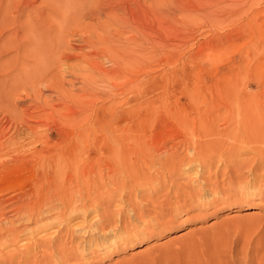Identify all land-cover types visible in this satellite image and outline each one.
I'll list each match as a JSON object with an SVG mask.
<instances>
[{"label": "rangeland", "instance_id": "obj_1", "mask_svg": "<svg viewBox=\"0 0 264 264\" xmlns=\"http://www.w3.org/2000/svg\"><path fill=\"white\" fill-rule=\"evenodd\" d=\"M89 1L93 17L88 11L65 30L68 52H60L44 75L46 83L53 78L54 87H44L39 79L16 97L2 98L6 110L0 111V264H264V120L261 128L246 132L233 121L230 135L223 129L224 118L222 123L214 119L215 126L210 124L204 133L195 125L198 112L222 115L229 105L210 92L212 85L229 83L228 95L239 93L248 100L241 110L247 111V105L252 112L264 111V0H77L67 15L83 12ZM112 8L126 24L142 31L140 49L149 52L148 59L124 67L111 81L122 86L121 97L114 98L121 103L132 100L133 77L148 73L153 78L144 97L150 101L143 104L153 107L152 118L145 140L138 141L142 147L147 140L142 149L150 150L116 166L115 174L104 169L105 156L89 150L81 155L79 170L66 169L58 176L35 163L53 146H65V128L74 123L60 115L68 108L81 117L90 113L85 104L89 95L83 92L90 87L87 77L97 82V91H107L84 61L63 56L95 51L96 61L110 68L104 53L116 50L108 20ZM127 29L118 34L127 37ZM62 91L80 97L61 101L56 93ZM94 101L103 105L110 100ZM189 119L192 130L187 135L182 127ZM38 148L43 153H37ZM64 191L77 207L70 213L58 212L57 195L66 196ZM45 205L55 209L36 224V212Z\"/></svg>", "mask_w": 264, "mask_h": 264}, {"label": "bare ground", "instance_id": "obj_2", "mask_svg": "<svg viewBox=\"0 0 264 264\" xmlns=\"http://www.w3.org/2000/svg\"><path fill=\"white\" fill-rule=\"evenodd\" d=\"M95 1H97V0H95ZM76 2H77V0H0V111L6 110L4 103L2 102L3 96L4 97L7 96V97H5L7 99L9 96L10 97H16L15 95H18L16 93H18V91H20V90H24V88L26 87L27 84H29L27 86H30L31 82H33V84H34L35 83L34 81L39 80V79H43L45 81L44 87H46L48 85L54 87L53 86L54 84H52V82H51L53 80V78L51 81H47V83H46L45 79L48 76L44 79V75L53 66L58 54H60V52L62 53L64 49H67V40H66L65 30L69 26H72L74 24V22L81 19L82 17H84L89 12H90L89 13L90 15L93 12V10H92L93 5H92V3H90L91 1H89V3H90V4L88 3L89 6L83 12H82V10L84 8L81 6L83 8L81 10L79 9L81 11V13L76 15V12H74L75 14L72 13L71 15H67V14H70L68 9L71 10V7L73 5L76 6ZM88 4H86V5H88ZM90 7H91V9H90ZM25 10L27 11V14H26ZM110 10H112L111 11V13H112L114 8H112ZM106 11H105L103 16H105L107 12H108L107 15L109 14V10L107 12ZM86 12H88V13H86ZM116 13L113 12L112 14H114V15L111 14L112 18L108 19L109 15L106 18L108 20H111L110 21V24H111L110 30L112 29V32H113V34H110L113 38L112 37L110 38V35L108 34L109 38H110V40L113 39L114 41H116V43L113 42V43H115V45H113V46H114V48H116V50L115 49L109 50L106 53H104V58L108 61L110 68H107V69L103 68L100 65L101 61L100 62L96 61V59H97V57H99V55L95 51H92L88 54V56H83V57L82 56L81 57H74L75 53H73V55L70 53L71 55L67 54V55L63 56L64 60H71V59L77 58L79 60H82V62L84 61L87 64V67L90 68L94 73H96L99 76L98 80H96V81H98L99 85L104 87L105 90L107 89V91L106 92L100 91V88H99L98 91H100V92H98L97 91V88H98L97 85L98 84H96L97 82L92 83L91 79H89V77H87V80L90 83L88 85L90 87H89V89H87L88 87L87 88L82 87V89L86 88L83 90L86 97L89 95L88 101H87L88 104L85 102L84 103L86 104V107L88 106L87 109L90 111V113H87V115L81 117L80 111H79L80 113H74L73 109L68 108V111L66 114H61L63 116L60 115V117L63 118L62 119L63 121L68 120V119H73V123H74L73 126H71L70 129L65 128L66 130L64 133H65L66 137L68 138L67 142L64 144L65 146H62L60 148L59 147L54 148V146H53V149L49 150L48 153L47 152L43 153L44 149L38 148L39 151H37L38 149H36L37 153H39V154L43 153L44 154L43 160L41 162L37 161L35 163V165L37 167H41V168L45 167L47 169H51L55 172V174L57 172L58 176L60 175V173L62 171L66 170V169H70L74 172V170L77 171L80 169V166H82L81 164H79V163H82L81 155L84 152H86V151L90 152L89 150H91L92 153H94V154L98 153V154L106 157V160L103 161L102 156H100L102 159V160L101 159L100 160L104 162L103 166H104V169H106V171L109 170L110 173H114V171H115V173H117L118 171L114 169L116 166L123 165V163L125 164L126 161H128V160L132 161L134 156L137 157V155H135L136 153L139 152L141 154L142 151L147 152V149H149L146 146L145 147L147 149L144 147L146 150L142 149L144 144H146L147 140H146V142H143L144 144L140 142L141 145L143 144L142 147L138 146V141L145 140L144 138L142 139V137L145 136L147 130L149 129L148 125L150 124V121L152 118L153 107L152 106H149V107L146 106L143 108V104L150 101L149 99H146V98L144 99V97L147 96L148 93L150 92L149 89L152 87V85L154 83L153 78L148 76V73H146L144 77H133L132 80L130 81V87H129V92H131L132 100L129 102L128 98H125L124 100L121 101V103L119 101L115 100L114 98L116 95L120 94V93H118V88H121L122 86L118 87L117 84H114L111 81L113 78V74L120 72L124 67L127 68V67H130L131 65L134 66L137 63V60H139L140 58L148 59L147 55L149 54V52L146 51V49H144V48L140 49L141 46L143 45L144 41H145V39H143V36H142V31L139 30L136 26H132L133 24H131V26L126 24L124 22V20H122L121 17H118V15ZM92 15H93V13H92ZM92 15H91V17H93ZM95 18H97V16ZM105 21H107V20H105ZM101 22L103 23V21H101ZM107 22L109 23V21H107ZM107 22H105L106 25L108 24ZM125 26L128 28L127 29L128 32L127 31H125V32L129 33V35L127 34L128 35L127 37L122 38V36L119 34L123 33V31H124L123 27H125ZM107 27H109V26H107ZM82 33H83V31H82ZM78 34H79V32H78ZM81 37H79V38H81ZM105 37H107V36H105ZM82 39H84V38L82 37ZM103 39H105V38L103 37ZM83 41L84 40H81V42H83ZM105 41H107V40H105ZM100 43L103 44L102 41ZM81 44L86 45V43H81ZM117 45H118V47H121L123 49L129 48V46H130V48L128 49L129 51H127V52L125 51L126 54L123 52L126 56L121 55L120 51H124V50L123 49H117V47H115ZM92 46H94V44ZM110 47L112 48V46H110ZM97 49L99 51L101 50L99 48H97ZM67 52H68V49H67ZM100 52H102V51H100ZM4 56L6 58H3ZM49 59H50V62L48 63ZM43 80H41V81H43ZM85 80L86 79H84L82 82H84ZM38 83L40 84V81ZM84 83H83V85L87 84V83H85V84ZM228 84L229 83L212 85V90L210 91L212 94L214 92L215 93L217 92V94L219 96H222V99L227 104H229L228 106L224 107L225 111L222 115H216L215 116L214 113L207 115L203 111L202 112L196 111L198 113L196 116L197 118L196 117L195 118H196V122H198V123H196L195 125L200 129L201 132L203 131V133H204L205 128L209 129L208 127L210 126V124L214 123L213 121H214V119L216 120V118H217V120H219V123H222V122H220V120L222 121L223 118L226 119V121H224V119H223L224 125H225L224 126L225 128H223V129H224V131H227L228 133L231 132L232 130H235L234 128L230 129L229 126L231 124H233V121L235 122L236 120H237L236 125L239 126L238 128L241 130H243V129L245 130L248 128L251 129V128H257V127L261 128L262 127L261 125L263 124L262 119L264 120V111H261L260 109L258 110V108H253L254 110L252 109L253 110V112H252L250 110V108H248L247 105H245L247 107V108L245 107L247 109V111L245 110L246 112L241 110L240 106L242 105V103L246 99L243 100V97H242L243 95L241 96L239 93H237V94L231 93L232 95L231 94L228 95L227 89L230 88ZM36 85H37V83H36ZM5 88H7V89H5ZM32 88H34V85ZM205 90L206 89H204V91ZM53 93H55V92H53ZM57 94H58L57 98L60 99L61 101H65V102H68V100L70 101L71 99L73 100L77 96L80 97L79 94L73 95L74 93L71 94V93L65 92V91L57 92L56 95ZM82 95H81V97H82ZM230 96H232V98H233L231 101L229 100ZM110 97H112V98H110ZM120 97H121V94H120ZM237 99H238V102H237ZM94 100H97V101L98 100H101V101L110 100V101H108L107 104L97 105L95 103L96 101H94ZM234 100H236V101H234ZM7 101H9V100H7ZM247 101L248 100H246V102ZM4 102L6 104V101H4ZM159 102H160V104H163L162 100ZM8 103H10V102H8ZM70 103H71V101H70ZM65 104L66 103H64V105ZM75 104H74V106H77ZM79 105H81V104H79ZM125 105H128V106L125 107ZM248 105L250 107L251 104H248ZM70 107L74 108L73 105ZM98 107L101 109V112L96 110ZM7 108H9V107H7ZM79 108H81V106ZM9 109H10V111H13V109L12 110H11V108H9ZM165 109H167V108H165ZM81 110H82V108H81ZM194 110H195V108H194ZM6 112H8V111H6ZM172 112H174V111H170V113H172ZM219 114H221V113H219ZM91 115H93L92 120H90ZM207 117H208V119H207ZM215 123H216V121H215ZM212 126H215V125L213 124ZM67 127H68V125H67ZM191 127H192V120L189 119L188 121H184V126L182 128H183V130H185L186 134L188 132L190 133V130H192ZM213 129H214V127H213ZM228 129H230V131H228ZM214 130H216V129H214ZM217 130H218V128H217ZM216 132L217 131H215V133ZM245 132H246V130H245ZM69 133L70 134L73 133V135L70 137ZM68 135H69V137H68ZM229 135H230V133H229ZM148 136L149 135H147V137ZM36 137H38V135ZM150 137H152V135ZM45 142H47V141H45ZM1 144H3V143H1ZM1 144H0V146H1ZM48 144H49V142H48ZM195 146L192 147L193 153L196 152ZM12 147H15V146H12ZM12 147H10V148H12ZM14 149H16V148H14ZM152 149H154V148H152ZM167 150H170V148ZM155 151H158V150L156 149ZM152 152H154V151H152ZM169 152L170 151H168L167 154H169ZM163 153L166 154V152H163ZM142 154H144V152H142ZM25 155H27V154H25ZM23 156H21V157H23ZM139 157H140V155H139ZM158 157H160V156H158ZM151 158L149 159V162L153 159V158L152 159ZM156 159H157V157H156ZM160 159H162V158H160ZM85 160H87V159H85ZM166 160H167V157L164 160L165 162H163V164L164 163L166 164V162H167ZM83 163H85V162H83ZM188 163H193V162L191 161ZM160 164H161V161H160ZM98 166H99V164H98ZM189 166H191V165H189ZM185 168H186V166H185ZM188 168H190V167H188ZM125 172H126V170H125ZM97 179H99V178L97 177ZM133 179H135V178H133ZM114 180H115V178H114ZM91 183H93V182H91ZM98 185H99V183H98ZM100 185H101V183H100ZM109 186H111V185H109ZM107 189H108V187H107ZM75 190L77 191L76 188H75ZM86 192H87V190H86ZM63 193L66 196H63L62 194H60V196L58 197V195H57V202L56 203L59 206L58 212H63V210L66 209V210H68L67 212L70 213L71 211H74L75 208H77L73 205V199L74 198L73 199L70 198L68 196V194L66 193V191H64ZM105 193H106V190H105ZM51 207L52 206L45 205V206H42L40 209H38L36 212V217L34 218L35 219L34 222L36 224L39 222H42L43 221L42 219L44 217H46V215L49 213V211L53 212V209H51ZM52 208H54V207H52ZM74 213H76V212H74ZM108 222H110V220ZM44 227H45V225H44ZM0 244L2 245V243H0Z\"/></svg>", "mask_w": 264, "mask_h": 264}]
</instances>
